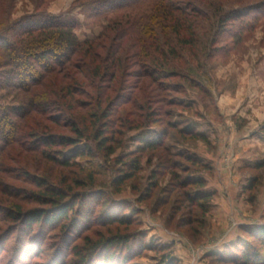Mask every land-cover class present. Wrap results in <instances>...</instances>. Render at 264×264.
<instances>
[{"label":"rangeland","instance_id":"obj_1","mask_svg":"<svg viewBox=\"0 0 264 264\" xmlns=\"http://www.w3.org/2000/svg\"><path fill=\"white\" fill-rule=\"evenodd\" d=\"M89 1L2 0L0 33L11 35L18 21L41 12L87 22L82 5ZM219 1L225 14L261 3L248 16L264 11V0ZM254 24L235 38L218 32L208 77L161 80L167 88L147 102L151 108L143 109V101L155 85L129 64L105 134L111 155L86 139L77 148L48 150L38 135L72 137L73 117L52 110L41 123L49 130L34 132L38 116L25 114L30 96L12 88L16 80L0 51V114L8 122L6 130L0 122V264H76L77 253L99 242L91 264H244L246 251L255 253L251 264H264V17ZM92 25L77 31L80 40L100 33ZM85 95L78 96L80 111L89 115ZM46 153L64 155L70 167ZM41 179L68 191L65 203L75 205L57 225L26 224L38 212L58 214L40 199ZM81 203L87 218L77 215ZM15 209L27 219L11 222L8 210ZM123 240L129 243L109 246Z\"/></svg>","mask_w":264,"mask_h":264},{"label":"trees","instance_id":"obj_2","mask_svg":"<svg viewBox=\"0 0 264 264\" xmlns=\"http://www.w3.org/2000/svg\"><path fill=\"white\" fill-rule=\"evenodd\" d=\"M262 4L232 9L225 14L219 0H186L183 3L177 0H91L82 5L87 20L84 23L71 15L58 16L47 12L23 18L15 24L11 35L0 33V51L9 60L7 66L12 68V80H16L12 88L30 96L25 98L29 108L25 114L35 112L40 118L33 119L34 132L38 134V131L49 130L47 124L43 126L41 123L45 124V118L52 110L63 112L64 118L73 117L68 122L72 137L63 136L57 141L53 135H38L41 143L49 146L48 150H54L55 146L77 148L82 139H86V142L97 143V147L111 155L115 149L107 147L109 139L105 134L111 125L115 96L122 89V78L128 75L126 67L129 64L138 67L141 75L155 85L151 96L143 101V109H146L145 106L151 108L147 102L151 104L154 94L167 88L160 83L161 80L182 77L193 82L194 78H207V64L218 44V32L228 31L234 38L241 36L264 17V11L255 14L252 19L248 16ZM147 7L149 13H141ZM120 16L125 19L118 20ZM92 23L91 29L99 26L102 29L100 33L80 40L77 31L91 27ZM107 80L110 83L104 86L103 82ZM84 88L91 92H85ZM82 94L91 100L86 105L89 115L80 111L82 102L78 96ZM151 114L147 119L153 123L155 113ZM5 115L0 114V122L6 130L8 122ZM12 126L17 131V125ZM5 130L2 134H7ZM85 148L90 150L88 145ZM86 152L76 156H84ZM46 155L60 167H70L69 159H63L64 155L62 158L54 154ZM134 162V169H138V162ZM130 178L126 175L125 180ZM198 183L203 184L202 181ZM39 186L45 190L40 199L57 211V216H47V212L42 211L27 219L28 214L15 209L8 210L11 222L17 224L27 219V225L43 222L53 226L57 225L58 219L67 217L69 209L74 208V203H65L70 196L68 191L56 189L45 179H41ZM195 198L209 200L210 196ZM77 200L79 202L83 198L77 197ZM85 209L86 206L81 203L77 215L87 218L88 211ZM261 236L264 238V229ZM105 242L108 241H102ZM109 243L110 247H118L129 242ZM100 246L99 242L85 247V253H77L76 264H91ZM253 257L255 253L246 251L244 264H251ZM168 261L167 258L164 262Z\"/></svg>","mask_w":264,"mask_h":264}]
</instances>
